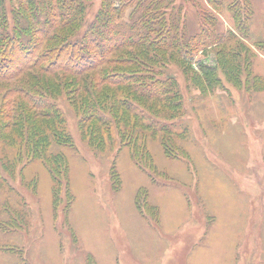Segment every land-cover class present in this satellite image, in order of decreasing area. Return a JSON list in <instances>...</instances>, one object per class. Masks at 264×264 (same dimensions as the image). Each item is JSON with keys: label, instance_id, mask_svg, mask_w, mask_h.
Instances as JSON below:
<instances>
[{"label": "rangeland", "instance_id": "obj_1", "mask_svg": "<svg viewBox=\"0 0 264 264\" xmlns=\"http://www.w3.org/2000/svg\"><path fill=\"white\" fill-rule=\"evenodd\" d=\"M64 45L97 68L57 69ZM207 240L264 264V0H0V264H203Z\"/></svg>", "mask_w": 264, "mask_h": 264}, {"label": "trees", "instance_id": "obj_2", "mask_svg": "<svg viewBox=\"0 0 264 264\" xmlns=\"http://www.w3.org/2000/svg\"><path fill=\"white\" fill-rule=\"evenodd\" d=\"M99 17H97V19H98ZM110 20V19H109ZM8 41H10V43H9V45L7 46V49H9V53H8V55L11 57V58H13V59H15V60H17L18 61V64L20 65V66H24L30 59H29V52H27V48H20V47H18V45L17 44H15V38H14V36H11L9 39H8ZM93 42V45L94 44H97V40H94V41H92ZM72 43V42H71ZM166 43L167 42H165V41H163V42H161V41H159V42H155L154 44H156V45H158L160 48L158 49V50H160V49H162L165 45H166ZM78 44H81L78 40H74L73 41V43L72 44H67L68 46H70V48H76V46L78 45ZM93 45H90V43H89V45L88 46H86V48H84V49H87L88 47H90V46H93ZM109 45H110V47H114L115 45H116V43L115 42H112V41H110L109 42ZM110 47L108 48V49H104L103 51H101V53L102 54H107V53H110L112 50H109L110 49ZM162 47V48H161ZM62 48V49H61ZM60 48V50H62V54H61V64L63 65V66H58L57 67V69H64V70H68V71H70V72H73L74 74H76L77 76H80V75H82V73L83 72H85V71H88V70H92V71H94V69H96L97 67V63L96 62H91L88 66H84V67H81V68H67V67H65V63L69 60V61H71L72 60V58H70L69 59V56H70V54H69V56H68V54L67 53H64V50L63 49H65V48H67L65 45H64V47H61ZM70 48H68V49H70ZM97 48H100V47H98L97 46ZM72 54H73V56L75 55L74 54V52H71ZM134 57V56H133ZM137 57H139V56H137ZM68 61V62H69ZM116 63L117 64H119V63H122V64H125V66H127V71L125 70V71H119V70H116V73H114V72H112V75L113 76H115V78L117 79V78H124L122 75H131L130 76V78L129 77H127V79L129 78L130 80H128V82H133L132 81V79H134L135 81H136V76L134 75V72H131V70H130V66H132V64H133V62H135V61H137L136 59H135V57L134 58H123V59H116ZM30 62V61H29ZM29 62H28V64H29ZM27 64V65H28ZM22 68V67H21ZM21 68H18V71L21 69ZM24 68V67H23ZM6 72L8 73V74H11V73H16L17 71H12V68H7L6 69ZM53 72V71H52ZM51 73V72H50ZM134 75V76H133ZM108 76H111L110 74L108 75ZM108 76L107 77H104V78H102V79H100V80H97L96 82H92V84H94V88H96V89H98L99 90V93H100V91L101 90H103L102 92H106V93H104V96L105 95H107L108 94V92L111 90V88L112 87H114V86H117L118 84L117 83H119V82H116L112 77L111 78H108ZM126 80V79H125ZM103 85L104 86H106L107 88H103ZM108 85V86H107ZM142 94L144 95V94H146L145 92H142ZM108 97H109V95H108Z\"/></svg>", "mask_w": 264, "mask_h": 264}, {"label": "crops", "instance_id": "obj_3", "mask_svg": "<svg viewBox=\"0 0 264 264\" xmlns=\"http://www.w3.org/2000/svg\"><path fill=\"white\" fill-rule=\"evenodd\" d=\"M241 198L243 200H245L246 198H248L246 194H241L240 195ZM229 216L231 215L229 210L226 211L225 213L222 212V216ZM224 216V217H225ZM217 244L215 242H213L212 240H207V244L204 245V247L201 246L200 249H197L194 253H193V259L197 262H202L204 264V261H209V258L216 252V248H217Z\"/></svg>", "mask_w": 264, "mask_h": 264}]
</instances>
